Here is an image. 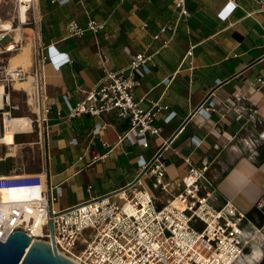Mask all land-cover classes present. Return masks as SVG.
<instances>
[{
  "label": "crops",
  "instance_id": "0c3cea01",
  "mask_svg": "<svg viewBox=\"0 0 264 264\" xmlns=\"http://www.w3.org/2000/svg\"><path fill=\"white\" fill-rule=\"evenodd\" d=\"M57 1L34 2L37 42L51 46L55 61L68 59L58 68L48 63L42 68L44 103L49 106L46 158L42 163L47 185L61 189L53 209L59 211L119 194L137 176L136 158L141 156L147 161L161 151L164 182L176 181L185 173L182 158L188 157L194 166H206V176L224 200L245 214L253 225L263 226L264 140L258 142L255 155L249 160L239 139L264 132V83L256 84L257 78H264V0H186V19L177 18L170 0ZM228 1L236 7L221 21L217 15ZM85 13L102 24L95 41L87 30L80 36L66 33L65 25L70 21L85 28ZM174 23L172 41L166 48H159L152 36L159 27ZM189 46L192 55L184 59ZM97 48L103 51L104 66L110 71L126 68L130 55H150L149 73L138 80L133 98L142 99L143 108L148 101L165 105L172 117L164 122L166 114L157 115L154 125L160 130L159 136H146V148L120 139L128 123L115 119L113 114L56 118L57 112L64 116L66 104L77 103L101 77ZM209 93L216 111L210 120L203 121L192 113ZM233 94L243 98L234 102L235 107L255 110L261 122L256 129L246 121L245 114L239 122L234 121L233 110L238 107L231 109L227 104ZM12 97L15 101L22 99L18 92ZM26 104L29 106L28 99ZM97 123L103 129L93 135ZM22 136L26 139L14 143L16 151L18 144L31 146L35 140L32 134ZM164 141L169 143L162 150ZM15 148L11 146L7 156L6 149L0 147V175L23 170L1 169L2 162L14 157ZM95 154L103 158L91 162ZM143 184L159 199L161 194L150 189L148 180L144 179Z\"/></svg>",
  "mask_w": 264,
  "mask_h": 264
},
{
  "label": "built area",
  "instance_id": "2783aa9c",
  "mask_svg": "<svg viewBox=\"0 0 264 264\" xmlns=\"http://www.w3.org/2000/svg\"><path fill=\"white\" fill-rule=\"evenodd\" d=\"M185 1L170 0L177 18H189ZM34 2L0 0V147L7 151L9 146L3 141L5 121L10 118L26 120V130L12 132L13 143L16 136L34 135L31 145L38 149L41 162L36 173L21 170L0 175V182H16V186L0 192V243H4L11 233L20 231L30 238V242L52 243L56 254L68 260L74 258L79 264H240L245 249L250 245L262 246L264 225H253L245 214L220 196L206 176V166L196 167L188 157H184L185 173L176 181L164 182L161 151L147 161L141 156L136 158L137 176L119 194L83 201L59 211L53 209V203L61 196V189L47 185L48 176L42 163L46 158L49 113V106L44 103L42 68L45 63L58 68L68 59L55 61L51 46L37 42L38 18L34 13ZM63 2L58 0L57 4ZM20 5L24 8L22 18ZM235 7L228 1L217 16L224 21ZM85 16L84 29L70 21L65 25L66 33L73 37L87 30L95 41L102 24L91 19L87 13ZM175 27L176 23L161 26L152 36L154 41L159 42V48L169 45ZM166 33L168 35L161 39ZM5 38L7 41L1 44ZM24 47L30 49L28 66L17 63L9 69L10 60L19 55ZM96 55L101 77L77 103L73 106L66 104L64 116L57 112L56 118L70 120L81 115L100 118L113 114L115 119L128 123L120 139L146 148V136H159L160 130L154 125L157 115L165 113L164 122L172 117L165 105L148 101L143 108L142 99L133 98L138 80L149 73L147 63L150 55H130L128 66L118 71L105 68L100 48H97ZM191 55L192 46H189L184 59ZM15 83H28V93L22 87L14 89ZM263 83L264 78L256 79L258 86ZM14 92L20 93L21 101L13 99ZM241 100L243 98L237 94L227 100L231 109L238 107L233 110L236 114L234 121L239 122L245 114L246 121L256 129L261 122L255 110L240 105L235 107L234 102ZM19 106L23 108L22 112H19ZM215 106L209 93L192 114L208 121L211 113L216 111ZM102 129L103 125L97 123L92 134L98 135ZM260 140H264V132L239 139L247 159L253 158ZM168 143L163 142L162 150L168 147ZM18 146L22 147L21 144ZM102 158L95 154L90 161ZM144 179L149 181L151 190L168 196L165 203H159L144 188Z\"/></svg>",
  "mask_w": 264,
  "mask_h": 264
},
{
  "label": "water",
  "instance_id": "95a60500",
  "mask_svg": "<svg viewBox=\"0 0 264 264\" xmlns=\"http://www.w3.org/2000/svg\"><path fill=\"white\" fill-rule=\"evenodd\" d=\"M0 264H75L56 254L53 244L32 241L20 231L0 243Z\"/></svg>",
  "mask_w": 264,
  "mask_h": 264
},
{
  "label": "rangeland",
  "instance_id": "374dc122",
  "mask_svg": "<svg viewBox=\"0 0 264 264\" xmlns=\"http://www.w3.org/2000/svg\"><path fill=\"white\" fill-rule=\"evenodd\" d=\"M7 41V38L1 41V44H4ZM29 48H26V54H29ZM23 108L19 106V112H22ZM26 138L25 136H16L15 142L24 141ZM14 149L15 156L10 159H6L4 162H2L1 169L3 171H8L14 169L17 171V169H23L25 172H35L38 171L40 168V158H39V151L34 145L29 146H22ZM8 153V149L7 152ZM11 187L16 186L15 181H8ZM3 189H5V186L2 188L0 187V192H3ZM158 202L163 204L168 199V196L165 195H159L158 196ZM264 243L262 246L259 245H250L247 249H245L244 256L242 258V262L240 264H261L262 258L264 256ZM74 261L76 259L71 258Z\"/></svg>",
  "mask_w": 264,
  "mask_h": 264
},
{
  "label": "bare ground",
  "instance_id": "6f19581e",
  "mask_svg": "<svg viewBox=\"0 0 264 264\" xmlns=\"http://www.w3.org/2000/svg\"><path fill=\"white\" fill-rule=\"evenodd\" d=\"M24 1V0H23ZM23 7H19V14L20 17L22 18V12H23ZM26 48L28 47H24L22 48V51L20 52L19 55H17L16 57H13L10 62H9V69L13 68L17 63L22 64L24 67L28 66L29 64V54H26ZM30 51V49H29ZM22 87L25 91V93H28L29 87H28V83L26 84H18L15 83L14 84V89ZM28 99V98H26ZM21 129V130H26L27 129V122L26 120H16L13 118H10V120H6L5 121V136H4V142L9 145L7 147L8 150H10V147L14 144L13 140H12V132ZM15 148V146H12ZM9 152V151H8ZM10 154L7 153V156H9ZM15 156V154H13ZM13 157V156H11ZM71 260V262L75 263V264H79L78 261H74L73 259H69Z\"/></svg>",
  "mask_w": 264,
  "mask_h": 264
},
{
  "label": "trees",
  "instance_id": "16d2710c",
  "mask_svg": "<svg viewBox=\"0 0 264 264\" xmlns=\"http://www.w3.org/2000/svg\"><path fill=\"white\" fill-rule=\"evenodd\" d=\"M5 186V188H9V187H11V185L9 184V182L6 180V181H3V182H0V187H4Z\"/></svg>",
  "mask_w": 264,
  "mask_h": 264
},
{
  "label": "flooded vegetation",
  "instance_id": "af4514ba",
  "mask_svg": "<svg viewBox=\"0 0 264 264\" xmlns=\"http://www.w3.org/2000/svg\"><path fill=\"white\" fill-rule=\"evenodd\" d=\"M263 252H264V250H263ZM261 264H264V256L262 258Z\"/></svg>",
  "mask_w": 264,
  "mask_h": 264
}]
</instances>
